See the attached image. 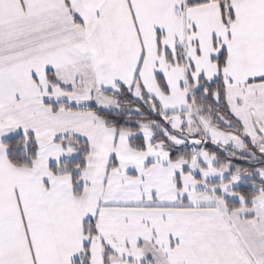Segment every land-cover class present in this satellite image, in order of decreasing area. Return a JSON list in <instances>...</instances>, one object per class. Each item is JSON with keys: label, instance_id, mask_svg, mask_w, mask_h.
Instances as JSON below:
<instances>
[{"label": "snow or ice", "instance_id": "snow-or-ice-1", "mask_svg": "<svg viewBox=\"0 0 264 264\" xmlns=\"http://www.w3.org/2000/svg\"><path fill=\"white\" fill-rule=\"evenodd\" d=\"M0 264H264V0H0Z\"/></svg>", "mask_w": 264, "mask_h": 264}]
</instances>
